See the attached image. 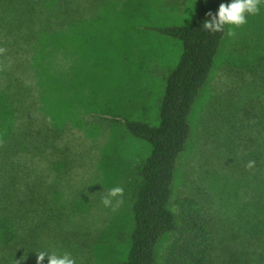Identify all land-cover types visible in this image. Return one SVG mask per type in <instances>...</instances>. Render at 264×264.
<instances>
[{
    "label": "rangeland",
    "instance_id": "374dc122",
    "mask_svg": "<svg viewBox=\"0 0 264 264\" xmlns=\"http://www.w3.org/2000/svg\"><path fill=\"white\" fill-rule=\"evenodd\" d=\"M101 1L76 0L74 8L81 16L97 13V19L53 35L45 32L41 2L36 15H23V27L12 36L0 7V145L27 110L65 130V165L50 173L59 225L40 235L45 237L42 247L12 264H36L40 251L69 252L78 264H118L129 251L138 167L150 145L133 136L126 121L158 123L165 79L178 62L182 44L153 28L187 23L196 0H106L102 6ZM227 31L192 108L191 135L173 184L174 210L183 197H190L224 217L233 213L241 196L234 171L243 146L240 140L230 143L225 138L221 105L231 86L241 84L237 71L264 54V5L234 28L233 36ZM113 186L124 190L115 210L101 203ZM173 237H163L159 264ZM12 240V225L1 219L0 256Z\"/></svg>",
    "mask_w": 264,
    "mask_h": 264
},
{
    "label": "trees",
    "instance_id": "16d2710c",
    "mask_svg": "<svg viewBox=\"0 0 264 264\" xmlns=\"http://www.w3.org/2000/svg\"><path fill=\"white\" fill-rule=\"evenodd\" d=\"M2 1L9 36L23 27V15L34 14L40 2L49 35L97 16H81L74 8L76 0ZM222 2L227 0H196L187 23L153 28L178 39L182 53L166 76L158 123L126 121L127 130L150 145V153L138 167L134 228L127 256L118 264H159V245L172 233L163 264H264V54L246 65V72L237 71L241 84L231 86V96L221 105L225 138L230 143L240 140L243 146L239 169L234 171L242 190L233 213L215 215L190 197H183L177 210L171 206L178 160L191 135L192 108L209 79L227 29L212 32L202 25ZM33 115L28 110L20 113L0 145V220H7L14 229V240L4 245L0 264L27 257L43 246L45 237L40 235L54 232L59 225L50 173L65 165L61 161L65 130ZM250 160L255 162L251 168ZM13 250L18 254L13 255Z\"/></svg>",
    "mask_w": 264,
    "mask_h": 264
},
{
    "label": "clouds",
    "instance_id": "9594fccd",
    "mask_svg": "<svg viewBox=\"0 0 264 264\" xmlns=\"http://www.w3.org/2000/svg\"><path fill=\"white\" fill-rule=\"evenodd\" d=\"M261 5H264V0H227V2L219 4L215 14L208 13L211 18L206 19L202 27L212 32H224L227 26V35L233 36V29L246 24L248 17L257 15ZM254 163L250 160L247 166L251 168ZM123 192L122 187L113 186L101 197V203L104 207L115 210L122 203L120 198L123 196ZM45 260H47V264H78L76 258L69 252L57 254L55 251H40L36 253V264H44Z\"/></svg>",
    "mask_w": 264,
    "mask_h": 264
}]
</instances>
